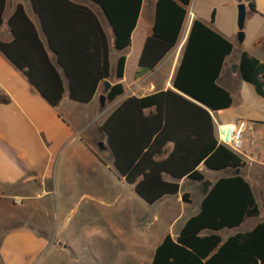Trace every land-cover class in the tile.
Segmentation results:
<instances>
[{
    "label": "trees",
    "instance_id": "trees-1",
    "mask_svg": "<svg viewBox=\"0 0 264 264\" xmlns=\"http://www.w3.org/2000/svg\"><path fill=\"white\" fill-rule=\"evenodd\" d=\"M29 1L38 24L18 3L7 19L12 39L0 38V51L51 105L60 103L66 89L71 99L90 102L112 74L108 36L97 14L71 0ZM90 1L105 13L115 47L122 52L116 62L117 81L106 94L109 103L125 92V51L143 0ZM191 3L157 0L153 32L145 41L136 77L154 70L174 48ZM6 4L0 0V26ZM248 4L250 13L259 12L254 0ZM233 49L231 40L195 18L172 80L174 88L129 96L102 121L116 173L149 204L177 194L182 179L203 183L207 178L201 165L215 171L241 170L246 165L240 153L219 140L212 113L233 103L232 93L218 83ZM238 66L242 79L264 98V62L245 50ZM169 142L171 150L166 147ZM182 198L189 201V193L183 192ZM259 213L252 185L241 172L219 177L179 234L164 237L151 264H264V221L246 231L221 234Z\"/></svg>",
    "mask_w": 264,
    "mask_h": 264
},
{
    "label": "crops",
    "instance_id": "crops-1",
    "mask_svg": "<svg viewBox=\"0 0 264 264\" xmlns=\"http://www.w3.org/2000/svg\"><path fill=\"white\" fill-rule=\"evenodd\" d=\"M71 1L90 7L101 21L108 36L112 67L109 80L113 85L117 81L113 58L117 62L122 52L115 47L112 25L99 5L90 0ZM254 1L259 11L257 13L264 14V0ZM18 3L24 4L28 15L38 24V17L33 12L29 0H7L3 15L4 23L0 26V38L4 41L12 39L7 19ZM156 3L157 0L142 1L139 17L132 32L131 45L125 51L127 58L122 80L125 92L114 101L105 103L104 107L100 102L104 81L90 102L83 103L71 99L66 89L60 103L56 106L51 105L28 81L25 74L0 51V232L3 235L0 236V262L2 264H18L22 254L46 243L43 236L32 231L33 227L39 225L36 222V211L44 208L45 201L41 200L47 195L52 196L54 192H59L63 202L73 200L77 190L73 185L77 184L78 179L84 178V170L95 168L105 173V168H108L121 181L127 183L116 173L112 158L110 162L105 160L106 157L95 147L97 139L86 130L90 124H96V128L102 131L101 123L107 114L129 96H144L158 90L174 88L172 80L195 18L201 19L231 40L235 48L232 31L229 26L218 20L216 10L214 19L212 15L211 19H207L189 8L174 48L154 70L136 77L135 73L145 41L153 32ZM54 8L55 4L51 3V16ZM257 13L252 12V15H259ZM262 14L260 17H264ZM233 53L234 49L230 55H227L218 78V83L232 93L233 103L229 108L212 113L215 123L239 126L240 122H246L241 139L231 147L245 158L247 163L239 172L252 185L259 203L260 198L264 200V98L257 94L252 84L242 79L239 68L233 69L234 63L238 64L241 57L240 55L234 62ZM251 54L263 61L257 53ZM100 138H103L104 143L106 142L105 135L103 137L101 135ZM166 147L171 150L173 143L169 142ZM200 169L212 183L219 177L236 173V170L228 169L226 175L209 177L205 170L211 169L204 165H201ZM185 181L196 182V187L201 190L195 207L188 209L193 198L189 189L182 187L175 195H166L153 204L147 202L155 211L151 213L152 218L145 219V232L140 238L134 237L131 222L130 226H127L126 223L111 219L103 228L97 230V241L101 244H110L113 251H119L114 257L129 259L127 264L133 262L151 264L156 249L164 237L170 233L175 238L186 220L201 208L207 192L204 191L203 183L187 178L182 179L180 183ZM200 184L202 188H199ZM129 185L135 191L134 186ZM183 192L189 193V201L183 200ZM68 194L72 195V199L67 197ZM51 201L52 197L48 199V203ZM155 224L157 225L154 226ZM240 226L231 228L232 234L239 232ZM101 249L98 248L97 254L94 255V264H104L107 259V254H103Z\"/></svg>",
    "mask_w": 264,
    "mask_h": 264
},
{
    "label": "rangeland",
    "instance_id": "rangeland-1",
    "mask_svg": "<svg viewBox=\"0 0 264 264\" xmlns=\"http://www.w3.org/2000/svg\"><path fill=\"white\" fill-rule=\"evenodd\" d=\"M250 7L248 0H244ZM207 19H211L213 10H216L218 20L231 29L235 48L232 60L235 62L243 51L257 53L264 62V17L252 15L248 11L244 32L245 39H238V1L237 0H192L189 7ZM264 16V14H262ZM234 64H237L236 62ZM116 67V59L113 58V69ZM128 74V73H127ZM107 104V103H106ZM96 124H90L86 132L96 139L95 147L110 162L112 153L104 143L100 148L99 143L104 142L100 136L104 133L96 128ZM87 127V126H86ZM209 177L226 175L227 170H205ZM84 177V178H83ZM83 179H78L73 188H77L73 200L63 202L61 195L56 192L52 196L47 195L43 200L44 208L36 211V222L33 232L43 236L46 243L26 252L19 257L18 264H94V255L97 249L102 248L103 254H107L104 264H127L129 259L114 257L119 251H113L110 244H101L97 241L98 229L103 228L107 221L117 220L121 223H132L134 237L140 238L145 232L146 220L152 218L151 213L155 210L131 188V185L121 181L114 172L105 168L84 170ZM196 182L185 181L181 188L189 189L193 202L188 209L195 207L201 190L195 185ZM202 188V185H199ZM52 197L51 203L48 199ZM67 197L72 199V195ZM260 213L246 219L241 224L239 231L251 229L253 225L264 221V200H259ZM155 224L154 226H156ZM130 226V225H129ZM7 230V229H6ZM0 236H3L0 232ZM221 234L226 237L232 234V229H224ZM5 236V235H4ZM0 264H2L0 262ZM132 264H138L133 262Z\"/></svg>",
    "mask_w": 264,
    "mask_h": 264
},
{
    "label": "water",
    "instance_id": "water-1",
    "mask_svg": "<svg viewBox=\"0 0 264 264\" xmlns=\"http://www.w3.org/2000/svg\"><path fill=\"white\" fill-rule=\"evenodd\" d=\"M238 1V39L240 41H243L245 39V32H244V27H245V22L246 18L248 15V5L244 2V0H237ZM239 68L238 64L233 65V69L237 70ZM104 85V91L100 96V102L101 106L104 107L106 103V94L110 87L112 86V83L109 79L104 80L103 82ZM100 148H104V142L99 143ZM240 169H236V173H239ZM212 184V181L210 179H205L203 182V188L204 191L206 192L209 188V186Z\"/></svg>",
    "mask_w": 264,
    "mask_h": 264
},
{
    "label": "built area",
    "instance_id": "built-area-1",
    "mask_svg": "<svg viewBox=\"0 0 264 264\" xmlns=\"http://www.w3.org/2000/svg\"><path fill=\"white\" fill-rule=\"evenodd\" d=\"M246 122H240V125H229L224 123H216L217 135L220 141L228 144L229 146H235L241 139L243 127Z\"/></svg>",
    "mask_w": 264,
    "mask_h": 264
}]
</instances>
